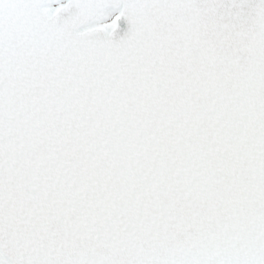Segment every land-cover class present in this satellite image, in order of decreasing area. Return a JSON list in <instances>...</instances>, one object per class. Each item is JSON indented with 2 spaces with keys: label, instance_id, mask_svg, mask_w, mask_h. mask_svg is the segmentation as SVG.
I'll return each mask as SVG.
<instances>
[{
  "label": "snow or ice",
  "instance_id": "obj_1",
  "mask_svg": "<svg viewBox=\"0 0 264 264\" xmlns=\"http://www.w3.org/2000/svg\"><path fill=\"white\" fill-rule=\"evenodd\" d=\"M0 264H264V0H0Z\"/></svg>",
  "mask_w": 264,
  "mask_h": 264
}]
</instances>
